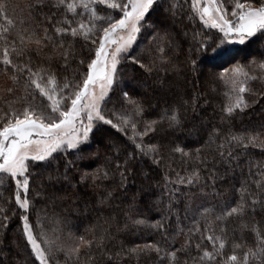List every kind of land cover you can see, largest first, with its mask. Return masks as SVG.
Listing matches in <instances>:
<instances>
[{
	"label": "snow or ice",
	"instance_id": "obj_1",
	"mask_svg": "<svg viewBox=\"0 0 264 264\" xmlns=\"http://www.w3.org/2000/svg\"><path fill=\"white\" fill-rule=\"evenodd\" d=\"M49 5L61 13V19L56 20L54 16L55 27L51 31L48 28L41 31L27 18L21 17L17 21L10 17L7 5L0 3V67L11 82L0 92V186L5 180L14 182L12 198L23 210L20 216L22 235L34 264H59L57 255L60 253L72 259L74 264H80L81 256L94 264L93 252L106 250L105 241L111 235V218L104 219L103 223L98 218L97 224L86 230L85 235H76L71 230L67 233L60 230V235L50 234L40 224L39 218L36 222L39 231L34 230L29 217L34 205L28 197L30 185L35 181L33 171L52 168L53 161L57 159L55 154L61 151H71L83 157L95 132L105 126L128 136L141 156H152L153 163L159 164V147L156 144L145 145L143 138L154 133L161 123H167L173 129L182 127L180 108L168 106L158 119L144 122L141 128L139 125L146 112L143 100L123 91L119 108L113 105L109 109L108 105L112 103L110 94L120 82L122 62L131 60L149 74L161 69L165 72L178 70L171 55L173 39L165 20L159 18L174 19L176 6L170 3L165 9L163 0H36L35 4L28 5V14L31 16L34 11ZM190 7L192 18L198 16L205 26L218 29L223 34L217 43L212 37L197 39L200 34L194 33L196 49L203 55L201 63L223 68L241 55L242 49L236 45L246 46V42L259 38L257 33L264 36V0H235L230 14L223 0H190ZM69 15L80 19H70ZM143 33L149 34L147 62L132 55L134 45L139 46L138 40ZM77 43L81 49L87 48V55L76 51ZM190 63L193 67L197 65L194 59ZM55 64L58 68H54ZM251 64L264 70V61L258 64L251 61ZM248 67L235 63L231 69L223 68L218 74V79L227 89L228 102L223 109L226 118L250 107L246 94L251 92V82L260 77L250 75L246 70ZM60 69L65 72L70 69V75L60 76ZM129 130L131 135H128ZM221 135L220 129H212L205 144L211 146L220 140ZM232 145L244 149L264 147V126L260 131H229L217 144V154L234 160L235 156L229 150ZM171 151L180 153L182 158L205 162L201 159L202 148L195 149L194 154L179 146H174ZM134 158L135 153H130L122 164H115L116 169L123 167L126 171L128 162ZM120 175L123 181L125 172L121 171ZM108 176L109 172L104 171L91 179L95 183ZM199 176L196 169L186 177L178 175L177 182L192 185L199 182ZM61 178L68 179L58 169L49 173L52 186ZM88 178L89 174L85 173L81 181ZM256 187L264 189V183L257 181ZM240 191L239 199L231 205L226 204L219 214L214 208L201 206L200 215L205 218L214 215L216 221H226L234 216L243 219L250 211L255 212L258 203L264 207V193L257 199V194L246 187L242 186ZM41 194L36 192V196ZM111 195L108 193L107 197ZM0 214H3L4 221L9 219L2 207ZM133 222L137 225L145 223L142 219ZM0 226L7 228L3 221H0ZM157 227L163 225L158 223ZM88 231L92 233L90 236ZM207 231L210 234L203 236L202 229L194 227L189 230L190 238L186 241L188 250H191V233L197 232L201 239L211 242L210 251L202 249L200 243L194 245L198 253L202 252L201 264L204 261L212 264L214 260L220 264L217 258L221 256L226 257L224 264H264V228L257 231L254 249L249 247L243 251L242 259L235 251L242 247L241 244L233 245L231 255L225 253L228 243L224 235L226 228H221V235L211 234L214 229L210 227ZM182 251L185 249L171 252V264H179L177 253ZM152 252H161L159 244L135 245L127 250L128 255Z\"/></svg>",
	"mask_w": 264,
	"mask_h": 264
},
{
	"label": "trees",
	"instance_id": "obj_2",
	"mask_svg": "<svg viewBox=\"0 0 264 264\" xmlns=\"http://www.w3.org/2000/svg\"><path fill=\"white\" fill-rule=\"evenodd\" d=\"M234 2L223 0L229 14ZM0 3L7 5L10 17L17 21L21 17L27 18L41 31L44 28L51 31L55 27L54 16L56 20L61 19V13L50 5L29 16L28 5L35 4L36 0H0ZM170 3L176 6L175 18H159L165 20L173 39L171 55L178 70L165 72L161 69L149 74L131 60L122 62L120 82L110 94L112 103L108 105L109 109L113 105L119 108L123 91L143 100L146 112L139 125L141 128L144 122L158 119L168 106L180 108L182 127L173 129L167 123H161L154 133L143 138L145 145L156 144L159 147V164L153 163L152 156H141L128 136L105 126L95 132L83 157L71 151H61L55 154L57 159L53 161L52 168L33 171L35 181L30 185L28 197L34 205L29 212L34 230L39 231L36 223L39 218L40 224L50 234L60 235V230L63 233L71 230L76 235H85L86 230L97 224L98 218L100 223L111 218V235L105 241L106 250L103 253L93 252L94 264H171V252L181 248L185 251L177 253L179 264H201L202 252L198 253L194 245L200 243L202 249L209 251L212 245L210 241L201 239L200 233L192 232V247L188 250L186 241L190 238L189 230L194 227L201 228L203 236L210 234L207 231L209 227L214 229L213 235H221V228H226L224 235L228 243L225 253L231 255L233 245L241 244L242 247L235 251L242 259L243 251L249 247L254 249L257 231L264 228V207L259 203L255 212L250 211L243 219L234 216L226 221H216L214 215L207 218L200 215L201 206L214 208L219 214L226 204L231 205L239 199L242 186L256 193L257 199L264 193V189L256 187L257 181L264 183V147L244 149L232 145L229 150L233 152L234 160L226 156L221 158L216 152L217 144L229 131H260L264 126V70L251 64V61L257 64L264 61V36L257 33L259 38L246 42V46L236 45L242 49L241 55L235 62L223 66L231 69L235 63L248 65L246 70L249 74L260 77L251 82V92L246 94L250 107L226 118L223 109L228 102L227 89L218 79L223 68L201 63L203 55L197 51L193 40L194 33H199L197 39L212 37L218 43L223 34L218 29L205 26L198 16L192 18L190 0H163V7L167 9ZM69 18L80 19L71 15ZM12 35H15L14 31ZM148 36V33H143L138 40L139 46L134 45L135 51L132 52L145 62L148 60ZM75 48L87 55V48L81 49L79 43ZM192 59L197 61L195 67L190 63ZM54 68H58V64ZM70 71L60 69L59 75H70ZM10 83L0 67V92ZM212 129H220L222 135L220 140L208 146L205 141ZM128 135H131L130 130ZM174 146L193 154L195 149L202 148L201 159L205 162L182 158L180 153L171 151ZM130 153H135V158L128 162L127 170L123 167L117 170L115 164H122ZM53 169L66 174L68 179L61 178L52 186L49 173ZM196 169L200 173L198 183L188 185L177 182L178 175L186 177ZM104 171L109 172L108 178L94 183L91 177ZM121 171L125 172L123 181ZM85 173L89 174V178L82 182L81 176ZM14 190V182L5 180L0 186V207L6 210L9 217L4 221L3 214H0V221L7 224V228L0 226V261L3 264H34L22 235L20 216L23 210L12 198ZM37 191L42 194L36 196ZM108 193L112 194L110 198ZM137 219L145 223L137 225L133 222ZM158 223L163 227H157ZM87 234L90 236L92 233L88 231ZM148 243L159 244L161 252L127 254L133 246ZM225 258L221 256L217 259L224 264ZM57 259L59 264H74L62 253L57 255ZM80 264L93 262L81 256ZM204 264L208 262L204 261Z\"/></svg>",
	"mask_w": 264,
	"mask_h": 264
}]
</instances>
